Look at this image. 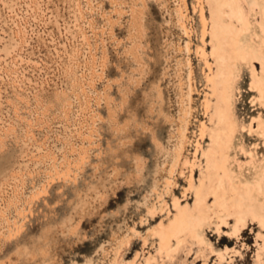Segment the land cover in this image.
<instances>
[{
  "label": "rangeland",
  "instance_id": "rangeland-1",
  "mask_svg": "<svg viewBox=\"0 0 264 264\" xmlns=\"http://www.w3.org/2000/svg\"><path fill=\"white\" fill-rule=\"evenodd\" d=\"M229 15L215 0H0V264H264V229L247 216L231 235L233 213L204 227L211 248L159 249L200 182L214 209L211 32Z\"/></svg>",
  "mask_w": 264,
  "mask_h": 264
},
{
  "label": "bare ground",
  "instance_id": "bare-ground-1",
  "mask_svg": "<svg viewBox=\"0 0 264 264\" xmlns=\"http://www.w3.org/2000/svg\"><path fill=\"white\" fill-rule=\"evenodd\" d=\"M215 1L219 11L226 8L230 15L229 20L215 21L211 32L216 67L209 77L214 105L213 127L209 132L211 147L206 157L214 182L210 188L214 209L207 214L201 210L206 195L203 194L204 183L200 182L195 188V215L192 216L186 207L180 209L168 228L160 230L159 249L166 255L182 244L184 238L181 235L197 242L201 249L211 248L204 227L213 224L216 230L219 229L231 213L235 216L231 235H238L245 228L247 216L258 224L259 233L264 229V0H243L257 7L260 21L245 14L240 0ZM201 22L204 27L202 14ZM202 54L205 56L204 52ZM255 63L259 65V71ZM244 71L248 74L250 102L258 109L257 115L247 124L239 119L236 111ZM245 128L259 139L250 146V151L243 143L237 144V136ZM238 150L249 159L241 161L237 157ZM173 239L176 240L174 246Z\"/></svg>",
  "mask_w": 264,
  "mask_h": 264
}]
</instances>
